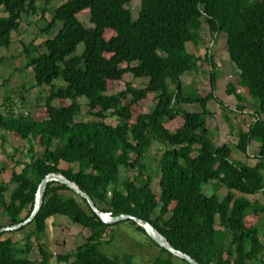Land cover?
Returning <instances> with one entry per match:
<instances>
[{
	"label": "trees",
	"instance_id": "16d2710c",
	"mask_svg": "<svg viewBox=\"0 0 264 264\" xmlns=\"http://www.w3.org/2000/svg\"><path fill=\"white\" fill-rule=\"evenodd\" d=\"M38 1L41 12H46L51 0H0V47H8L21 15L35 9ZM129 2L65 0L53 8L43 28L48 32L60 22L56 34L39 44L23 45L34 84L47 86L48 94L42 106L36 105L45 111L41 119L11 108L0 111L2 151L9 133L29 144L28 161L22 162L21 170H12L7 181L0 180V228L23 222L32 210L40 180L48 173H59L85 192L99 211L149 222L172 247L199 264H264V233L260 237L257 226L250 224L264 205L244 197L264 194V0H139L135 18ZM83 10L88 25L77 16ZM201 18L211 33H225L236 82L257 100L248 130H238L236 141L243 154L251 140L259 143L254 165L232 159L231 145L216 146L205 127L206 102L215 99L212 90L218 74L211 55L205 57L212 63L210 90L203 96L195 90L182 95L179 76L196 59L185 50V43L197 40ZM81 43L83 48L77 52ZM127 72L146 78L144 86L125 83L124 89L107 93V84ZM55 79L61 84L56 85ZM167 80L175 84L173 92ZM225 89L234 92L230 81ZM235 97L244 98L237 92ZM78 98L85 99L91 119L75 121L81 108ZM195 102L201 111L190 112L181 105ZM143 103L146 110L140 109ZM107 117L116 123H106ZM176 118L181 124L168 129L165 124ZM33 143L42 151H33ZM152 143L161 145L154 160L160 172L159 193L150 187L147 150ZM60 161L70 166L60 168ZM121 167L131 173L118 180ZM213 180L226 188L222 197L204 191ZM54 215L88 230L84 241L73 252L58 255V260L139 264L130 253L109 256L99 247L108 242L105 236L113 225L127 222L146 234L143 228L131 219L104 222L83 197L57 181L46 183L40 207L27 223L34 228L24 233V244L2 237L12 231L0 233V264H46L49 255L40 244L41 260L35 263L29 258L30 238L42 235L45 220ZM147 238L161 250L151 264H174L173 254Z\"/></svg>",
	"mask_w": 264,
	"mask_h": 264
},
{
	"label": "rangeland",
	"instance_id": "374dc122",
	"mask_svg": "<svg viewBox=\"0 0 264 264\" xmlns=\"http://www.w3.org/2000/svg\"><path fill=\"white\" fill-rule=\"evenodd\" d=\"M63 1L65 0H51L46 12H41L42 4L38 1L35 9H28L27 12H24L21 15L20 26L17 31H14L11 34V42L8 47H0L1 112L5 113L8 108H11L14 113L20 111L25 115H33L36 119H41L45 115L44 109L37 108L38 106L36 105L42 106L45 96L48 94V87L43 85L37 86L34 84L33 71L31 67L26 64V58L22 51V47L24 44L30 42L33 43V45L39 44L43 40L51 38L56 34L61 25L60 22H57L48 32L43 31V28L46 26L53 8ZM127 7L129 8L132 17L135 18L140 7L139 0H130ZM2 13L3 10L0 7V15ZM77 16L80 21L88 25L86 10L79 12ZM82 48L83 45L81 43L77 46V52L81 51ZM185 50L188 53L193 54L196 59L193 67L179 76L182 95L184 96L192 90H195L197 94L203 96L210 90L209 71L211 70L212 63L206 60L205 57L211 55V60L214 67L217 69L218 74L215 78L214 88L212 90L215 99H209L206 102L208 114H204L203 116L205 127L210 133V139L216 146L223 143H229L231 145L233 149L230 157L232 159L239 160L249 166L254 165L258 161L256 153L258 151L259 143L256 140H251L247 146L246 152L243 154L236 147V141L238 130H248L254 118L257 100L250 96L244 86H240L236 82V71L227 54L225 33H211L203 18H201L197 40L187 41L185 43ZM120 66H125V63H121ZM146 81V78L134 77L131 73L127 72L120 80L112 81L107 84V93H114L124 89L125 83H130L134 87H142ZM229 81L234 87V92L232 93H227L225 89L226 83ZM53 82L56 85L61 84L59 79H55ZM166 85L170 92L175 90V84L170 80L166 81ZM236 92L243 94V100H238L235 97ZM150 97L151 95L149 94L147 96L148 101L150 100ZM78 101L81 108L75 116V121L91 119L92 117L87 113L88 107L86 106L85 99L78 98ZM52 103L59 104V102L55 100L52 101ZM65 103H67V101H65ZM181 105L185 110L190 112L201 111L200 106L196 102L183 103ZM134 107L137 109L139 106ZM142 108L146 110L148 106L144 104L140 107L141 110ZM105 122L114 125L116 119L107 117L105 118ZM180 124L181 120L176 118L175 120L167 122L165 126L168 127V129H174ZM28 148L29 144L26 141H21L14 133L8 134L7 141L4 143V151L0 148L1 181H7L12 170L17 172L21 170L23 167L22 162L28 161ZM33 151L39 153L42 151V147L33 143ZM160 153L161 145L157 143H152L147 150V156L150 159L149 164H151V170L149 172L151 175L150 187L155 193H159L158 180L160 172L157 171L158 169L155 167L154 160ZM69 166L70 164L66 162H59L60 168L66 169ZM130 173L131 172L121 167L118 174V180L128 177ZM261 173L264 177V162L261 167ZM223 187L224 186L217 180H213L207 182L204 186V191L207 194L213 192L218 197H222L226 190V188ZM235 194L238 195L239 193L235 191ZM244 197L250 202L256 200L264 205V194L262 192H257L253 195L245 194ZM257 214L256 220L253 222L250 221V224L257 226L258 235L261 237L264 233V209L258 211ZM33 228V224H26L21 231H15V229L7 230L12 232H5L2 237H10L12 240H18L21 244H24V233ZM87 234L88 230L85 227L72 223L66 217L60 215L51 216L45 220L44 233L38 235V238L35 236L30 238L31 249L28 256L32 261L38 263L41 260V254L38 249L40 244L44 251L49 255L46 264H66L65 261L58 260L56 257L58 255L73 252L75 247L84 241ZM106 237L108 238L106 240L108 242H101L99 248L109 256L130 253L134 260L139 264H151L154 258L161 254L160 248L147 238V234L136 230L133 225L127 222L113 225L107 231L105 239ZM262 260H264V256L262 257ZM173 263L191 264L177 256L173 257ZM254 264H260V262H255Z\"/></svg>",
	"mask_w": 264,
	"mask_h": 264
},
{
	"label": "water",
	"instance_id": "95a60500",
	"mask_svg": "<svg viewBox=\"0 0 264 264\" xmlns=\"http://www.w3.org/2000/svg\"><path fill=\"white\" fill-rule=\"evenodd\" d=\"M48 181H57L59 183H63L65 185H67L70 189H72L74 192H76L81 197H83L86 200V202L89 205V207L104 222H109V223H112L113 222L114 223V222H117V221L123 220V219H131L137 225L141 226L143 228V230L145 231V233L148 235V237H150V239L152 241H154L157 245L165 248L167 251H169L174 256H177L179 258H182V259L186 260L187 262H189L191 264H199L196 260H194L188 254H185L181 250L172 248L168 244V242L166 241L165 237L162 236V234L156 228H154L149 222H147V221H145V220H143L141 218H138L136 216H131V215H128V214H119V215H117L115 217H111V216H109V214L99 211L95 207L93 201L90 199V197L85 192H83L80 189H78L75 184H73L72 182H70L68 179H66L63 175H61L59 173H48L47 175H45L40 180V182L37 185L36 192H35L34 205L32 207V210H31L29 216L23 222H19L17 224L12 225V226L1 227L0 228V233L2 231L16 229L18 227H21L23 225H26L34 217V215L36 214V212L38 211V209L40 207V202H41V199H42L43 191H44L45 185H46V183Z\"/></svg>",
	"mask_w": 264,
	"mask_h": 264
}]
</instances>
